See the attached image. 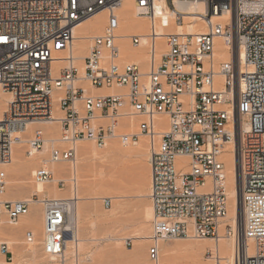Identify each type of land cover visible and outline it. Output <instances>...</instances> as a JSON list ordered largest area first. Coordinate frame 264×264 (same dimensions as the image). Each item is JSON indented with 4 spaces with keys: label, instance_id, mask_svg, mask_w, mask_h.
Wrapping results in <instances>:
<instances>
[{
    "label": "built area",
    "instance_id": "2783aa9c",
    "mask_svg": "<svg viewBox=\"0 0 264 264\" xmlns=\"http://www.w3.org/2000/svg\"><path fill=\"white\" fill-rule=\"evenodd\" d=\"M124 1L0 0V91L8 95L0 112V228L15 225L33 203H41L44 250L64 259L67 239L73 236L67 225L74 200L46 194H35L32 201L5 197L14 145L26 142L30 156L42 151L46 133L41 128L27 133L28 125L58 121L60 144L50 147L48 158L34 171L36 183L55 180L51 164L74 163L81 141L104 149L116 138L126 147L145 135L153 207L150 260H159L161 243L168 240L218 241L234 235L239 264H264V0H201L205 12L190 15L199 16L203 25L192 32L162 34L157 30L159 9H172L174 24L184 25L176 1L198 0H134L135 15L151 26L145 35L129 36L128 43L146 48L145 65L122 55L118 10ZM103 11L106 25L90 39L78 64L76 28ZM163 26L168 28V22ZM218 46L227 47L231 59L220 57ZM240 48L243 61L235 59ZM86 83L108 91L94 94ZM56 91L61 93L57 97ZM56 103L63 112L60 119L55 118ZM227 151L234 155L242 206L237 230L226 219ZM180 157L185 159L178 161ZM65 183L61 174L59 187ZM103 202L109 208L112 199ZM25 241H35L33 231L26 232ZM13 256L0 236V264ZM211 256L221 264L220 254Z\"/></svg>",
    "mask_w": 264,
    "mask_h": 264
},
{
    "label": "rangeland",
    "instance_id": "374dc122",
    "mask_svg": "<svg viewBox=\"0 0 264 264\" xmlns=\"http://www.w3.org/2000/svg\"><path fill=\"white\" fill-rule=\"evenodd\" d=\"M106 22H107V18L104 22V26L106 25ZM148 23H150V21ZM143 50L144 53H146L145 51L146 48ZM86 84L88 85V88L93 89L90 83H86ZM60 115L63 116L62 111L60 112ZM57 125L60 132L59 134H61V126L60 124ZM116 141L118 144L116 146L118 147L120 146L124 151L126 149L130 150L131 154L129 155L125 154L123 156L122 154H120V156H108L106 158L98 159L95 162H92L94 165L90 162H89L90 164L88 162L82 164V162L79 161L80 163L79 165L82 164L81 168L85 171V173L80 168V166H78L79 168L77 167V169L79 170L77 173L79 177L78 178L79 188L82 186V184H84L85 181H89V179L97 182L99 179H100L99 181H101L103 177V180L106 181V182L103 181L102 185L97 184L98 186L96 185V188L94 187V191H95L94 195L97 198H85L82 200V204L85 205L86 207L89 206L90 210H92L93 213L90 217L87 216L84 217L81 222L80 236L82 239H84V241L79 255L80 264H157V262H161L164 264H186V263L196 264V262L197 263L199 262L197 256L198 257L201 256L199 257V259L202 261L203 264L204 263L216 264L215 260L211 258L212 257L211 253H213L214 251H212V249L208 245H205L204 243L205 242L204 240H206V238L203 239L177 238V239L165 241L161 243L159 260L157 262L150 260L148 251L152 244L151 239L148 241H138L134 238V235L138 231H142L143 233L148 234L150 236L152 235L151 221L153 218L152 217L153 207L149 195L147 196V188H148L147 181H149L148 178L150 175L147 169H150L151 167L149 137L145 135L140 136L138 143H141L142 141L144 142V146H142L143 148L141 150L142 152L140 151V153L142 154L137 152L138 143L136 145H130L128 147L127 146L125 147L116 138L113 139L111 143H109L108 146L104 149L97 148V146L93 141H87V144L92 143L91 146L92 147L95 146L94 147L95 149L101 152H106L107 150H110V148L113 145L112 143ZM26 149L27 146L25 144L24 146L25 152ZM47 151L48 150L40 154V157L38 158L37 162L34 164L35 166L33 165L30 166L31 168L29 167L30 169L28 168L27 172H25L27 175L24 174L23 175L24 177L22 176L24 179L28 181L31 180L33 183L30 185L32 186H34L35 184L38 185V183H35V181H33L34 178L32 176L31 171L33 170V168L35 170L42 164L41 159L42 157L48 156ZM87 164L91 168L88 167ZM62 165L61 166L63 167V169L65 167L66 168L65 171L68 173V175H66L65 177L66 183L64 187H59L58 183H56L55 181L40 185L45 186L47 188H52L55 185L57 186L58 189H60L59 191L60 193L66 192L67 196L69 197L70 195L73 194V185L71 181L68 179L73 174L74 170L73 167H71L72 165L70 163H63ZM91 165H93L94 167ZM86 171L89 172L86 173ZM97 172L99 174H97ZM82 173H84V175ZM79 174L83 176L81 175L79 176ZM85 174H87V177H85ZM90 174L93 176V178ZM10 175L11 174L9 173V180L11 177ZM89 175L91 176V178H89L90 177ZM140 178L143 180L141 181ZM7 191L10 193V199L13 200L27 199L28 197H30L31 194V188L30 190L29 188H12L11 190L9 189ZM105 198L112 199V204L109 208L104 206L103 200ZM35 207L33 208V205L31 206L30 213L34 211L36 212L37 210V213L41 215L42 207L40 205H36ZM149 216H151L152 218H150ZM90 221L95 222V227L91 226ZM7 226L14 227L16 225L8 224ZM28 230L32 231L33 229L29 227H24L21 230H18V232L16 231L15 238L17 244L15 245L11 244L9 238L2 237L3 240L8 242L10 249L14 253L13 260L9 262H11V264H61L59 257L52 258V256L44 253L43 234H39L38 236H36L35 243L33 244L26 243L25 234ZM91 238H94L96 240L91 241L90 240ZM207 239L212 243L217 242L216 239H212V238H207ZM194 244L195 246H191ZM200 244L201 245L203 244V246H199ZM197 245L199 250H201L199 253H198L199 250H196ZM164 246H168L171 249V251L167 252ZM187 248L190 249L188 250ZM192 249H194L197 252L192 253L191 252ZM187 252L189 253L187 254ZM89 253L93 254L91 255L92 260L90 258L91 261L88 260L87 258L88 255H90ZM189 254L192 255L197 254V255L196 257L195 256L193 257L192 255L189 256ZM191 256L193 258H191ZM220 256H223V253H220ZM1 262L2 264H8L6 263L5 260H1ZM224 262L225 260L222 259L221 264H224ZM68 264H76L75 258L72 257L68 262Z\"/></svg>",
    "mask_w": 264,
    "mask_h": 264
},
{
    "label": "bare ground",
    "instance_id": "6f19581e",
    "mask_svg": "<svg viewBox=\"0 0 264 264\" xmlns=\"http://www.w3.org/2000/svg\"><path fill=\"white\" fill-rule=\"evenodd\" d=\"M176 5H177V9L183 11V13H184L185 24L184 25H178V26L174 24L173 10L172 9L166 8L165 11L162 13H160L161 11L159 9L158 13H157V17H158L157 18V28H158L157 30H158L159 34H162L166 31H175V32L189 31V32H192L197 27L203 25L204 20L199 21V19H200L199 16L190 15L191 13H204L205 12V5H204L203 1H201V0L187 1V2L186 1H176ZM134 8H135L134 0H125L123 5L118 10L119 15L121 16L120 17L121 21H122L121 29H120V35H121L120 41L123 44L122 45V55H123L124 59H126V60L139 62V63H142L143 65H145L146 62L149 60L148 56L144 53L143 49H145V48H133L128 43V37L131 36L132 34L145 35V34L149 33L151 23H148L149 20L145 17H137L135 15ZM106 14H107L106 11L100 12L97 15H95L94 17L80 23L77 26V28H76V38L77 39L75 40V43H74V51L76 54L75 57H77V59L79 61V62L77 61L78 64L83 61V58L87 55V53L89 51L90 39L92 37H94L95 35L100 34L103 31L104 22L107 18V15H108V14L107 15ZM195 19L198 20L197 24H191L190 23L191 20H195ZM166 22H168V25H169L168 28H165L163 26V23H166ZM158 41L162 44L163 37L159 36ZM218 49H220V53H217V54L218 55L220 54V57L225 58V59H231V54L228 52L227 47L218 46L216 48V51H219ZM244 56H245V51L243 48H240L238 51H235V59H237V60L242 59V61H243ZM89 89L94 94H98V93H102L104 91H108L107 89H96V88H93V89L89 88ZM60 94H61L60 91H58V92L56 91V93H55L56 97H57V95L59 96ZM6 98H8V95L6 93H3L2 91H0V112L3 110V108L6 105V102L4 101V99H6ZM60 112H61V110L58 106V103H56L55 108H54V114H55L56 119H60L61 117H63L60 115ZM57 124H59L58 121H52V122H46V123H34V124L32 123V124L28 125L27 130L25 131L27 133L32 132L36 128H41L46 133L47 139H46L45 148L42 151L34 152L30 156V155H26V152L24 151V146H25L26 142L17 143L16 145H14L13 160L8 166V171L11 174L10 175L11 177H10V180L8 182L9 185H8L7 190H9V189L11 190L12 188H29V190H30V188H31L30 197L25 199L28 201H32L33 200L32 197L35 194H40V195L46 194V195H49L52 198H56V199H64V200L73 199L74 200L73 202L70 201V203H69L70 221L68 222V225H67L68 229L70 231L71 230L73 231V236H70L67 239V247L64 250V254L62 256V258L64 257V259L61 260V258L60 257L59 258H60L61 264H68V262L70 261V259L72 257L75 258L76 264H80L79 255H80V250L82 249V244L84 241V239H82L80 236L81 222H82V219L84 217H86V216L90 217L93 213L92 210H90L89 206L86 207L85 205L82 204V200L85 198H97L94 195L95 194L94 187L96 188L97 184L102 185L104 180L102 177L101 181H99L100 179L98 180L99 182L98 181L97 182L92 181L89 179L92 176L90 174L91 176L90 175H89L90 177L88 176L89 181H85L84 184H82V186L79 188V179H78L79 177L77 174L79 170L77 169V167L80 166V168H81L82 164H85V162L92 163L98 159L106 158L108 156H120V154H122V156L125 154L129 155V154H131V151L127 150L126 148H125L126 150L124 151L119 146L124 151L123 152L118 146H116V145H118L117 141L112 143L113 144L112 147L110 148V150H107L106 152H101V151L95 149L94 148L95 146L94 147L91 146L92 143L87 144V141L86 142L81 141L77 145L76 161L74 163L64 162V163H70L72 165L71 167H73V170H74L73 174L68 179L71 181V183L73 185V194L72 195H70L68 197L66 192L60 193L59 192L60 189H58L57 186H55V185L52 188H47L45 186L40 185V184H46V183H38V185L35 184L37 186H35V185L32 186L30 184H32L33 182L31 180L28 181V180L24 179L23 175L26 174L25 172H27V170L30 166H32V165L35 166L34 164L37 162L38 158L40 157V154L44 153V151H46V150L49 151L50 147L53 144L54 145L60 144L61 134H59L60 132H59ZM111 141L109 143H111ZM142 142L138 143L137 152H139V153L143 148L142 146H144V142L143 143ZM143 153H145V152H143ZM140 154H142V153H140ZM225 157H226V161L228 163V172H229L228 183H229V188H230L229 189V200H228L229 212H228L226 219L233 226L234 230H237V228L240 227V224L242 223V206H241V202H240V192L236 190L235 183H234V181H235V179H234V174H235V172H234V155L231 151H227L225 153ZM45 158H48V156L42 157V159H41L42 164H43V162H45V160H46ZM78 159H80V160H78ZM184 159L185 158L180 157V158H178V161H181ZM79 161L82 162L81 165H79L80 164ZM62 164L63 163L50 165V166H52L53 170L54 169L56 170V176H55V180H54L56 183H58V181L61 179V174H63V178H65L66 175H68V173L65 171L66 168L64 167V169H63ZM93 165H91V166H93ZM88 167H90V166L88 165ZM35 170L33 168V170L31 171L32 176H33V173ZM147 170L149 171L148 173L150 174V175L148 174L149 175V178H148L149 181H147L148 182L147 183V186H148L147 196H148L150 193L151 167H150V169H147ZM147 170H146V172H147ZM87 172H89V171H86V173ZM84 173H85V171H84ZM84 173H82V174L84 175ZM99 173H100V171H99ZM99 173L97 172V174H99ZM80 175L81 174H79V176ZM83 175H81V176H83ZM93 175H94V173H93ZM95 175H96V173H95ZM102 175H103V173H102ZM85 177H87V174H85ZM85 177H84V179H85ZM139 177H140V175H139ZM92 178H93V176H92ZM84 179H82V180H84ZM65 180H66V178H65ZM142 180L143 179H141V181ZM104 182H106V181H104ZM104 184H107V183H104ZM138 185H139V183H138ZM140 189H141V187H140ZM5 197L7 199H10V193L8 191L5 194ZM114 199H115V197H114ZM32 205H33V208L36 205H40L42 207L41 203H33ZM41 207H39V208H41ZM114 210H113V212H114ZM30 212H31V210H30ZM149 217L152 218L153 216L152 217L149 216ZM90 223H91L92 227H95L94 221H90ZM15 225L16 226H14V227H9L6 224L3 225L0 228V232H1L0 236L9 238L11 244L15 245V244H17L16 238H15L16 231L18 232V230H21L24 227H29V228L33 229L32 231L35 234V241H36V236H38L39 234L44 235L43 236L44 237V244L43 245H45L46 233H45V215H44L43 209H42L41 215L38 214L37 210H36V212L34 211L32 213H28L25 216H22L20 221L18 223H16ZM134 238L138 241H148V240H150L151 236L143 233L142 231H138L134 235ZM90 240L92 241V240H96V239L91 238ZM35 241L33 243H35ZM204 241L203 242L205 243V245H208L212 249V251H214L213 253H215V254L216 253H218V254L223 253V256H221V260L222 259L225 260L224 264H239V248H238L236 236L233 235V236L227 237V236L222 235V237L216 243L210 242L207 238ZM33 243H31V244H33ZM247 245H248V254L252 255L254 252H253V247H252L251 242L248 241ZM191 246H195V244L191 245ZM199 246H203V244L202 245L200 244ZM164 248L166 249L167 252L171 251V249L168 246H164ZM193 248H195V247H193ZM197 248H198V245H197ZM197 248H196V250H199V248L198 249ZM187 249L189 250L190 248H187ZM43 250H44V246H43ZM193 250L194 249H192V251H191L192 253L197 252V251H195V250L193 251ZM200 251L201 250H199L198 253ZM189 252H187V254ZM44 253H46L45 250H44ZM47 255H49V254H47ZM91 255H93V254L88 255V257H87L88 260H90ZM190 255H192V254H189V256ZM196 255H192V256L196 257ZM50 256H52V258L58 257L56 255H50ZM192 256H191V258H193ZM199 257H201V256H199ZM199 257L197 256V259L199 260V262L198 263L196 262V264H203L202 261L199 259ZM91 260H92V258H91ZM62 261H64V262H62ZM195 261H196V258H195ZM8 264H11V262H8ZM157 264H164V263L157 262Z\"/></svg>",
    "mask_w": 264,
    "mask_h": 264
},
{
    "label": "snow or ice",
    "instance_id": "6c2138e0",
    "mask_svg": "<svg viewBox=\"0 0 264 264\" xmlns=\"http://www.w3.org/2000/svg\"><path fill=\"white\" fill-rule=\"evenodd\" d=\"M2 39H4V38L0 37V40H2Z\"/></svg>",
    "mask_w": 264,
    "mask_h": 264
}]
</instances>
